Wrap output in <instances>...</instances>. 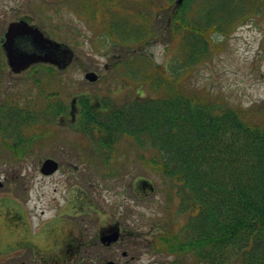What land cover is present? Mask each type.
I'll return each mask as SVG.
<instances>
[{
  "label": "rangeland",
  "instance_id": "obj_1",
  "mask_svg": "<svg viewBox=\"0 0 264 264\" xmlns=\"http://www.w3.org/2000/svg\"><path fill=\"white\" fill-rule=\"evenodd\" d=\"M81 1L47 3L44 11L47 15H43L42 22L47 32H55L73 49L72 65L58 76L41 71L39 75H9L0 65V73L3 72L0 105L11 94L22 106L31 99L42 106L45 101L41 92L48 91L44 86L46 80L64 88L61 97L69 106L73 97L82 95H89L92 100L122 103L154 92L144 82L145 70L140 66L145 67V63L139 62H151L146 63L151 70L144 73H151L153 67V71H171L174 66L181 72L178 68L182 65L176 61L180 57L181 37L172 27L167 28L169 16L178 7L175 8L177 0H96L106 2L107 5L101 7L109 11L97 19L86 17L87 12L79 10ZM215 2L195 0L189 5L192 14L188 16L193 19L200 9L209 13ZM251 2L261 9L244 10L242 17L226 32H217L214 27L209 29L205 37L209 54L197 64L187 65L185 84L190 92L196 89L197 93L205 92L217 104L241 108L249 114L246 119L249 118L250 123L264 127V2ZM39 3V0H16L13 5L18 9H35ZM91 11L99 12L96 3H92ZM133 27L145 29L138 41L126 32ZM3 56L0 48V62ZM138 57H142L135 62L139 74L130 79L124 70L125 62L136 61ZM88 71H96L100 80L87 81L84 76ZM73 123L70 116H65V121L57 125L58 134L51 144L47 142L33 149L28 158L10 159L0 152V178L4 183L0 191L16 194L27 201L35 213L52 209L46 215L35 216L26 207L9 201L0 203V264H21L30 257L28 253L20 259L18 255L1 254L8 250L1 246L4 235H35L38 231L49 235L59 224H62L59 231L71 225L72 235H87L91 239L97 235L94 264H106L112 259H117L118 264H199L190 255L181 258L154 249L160 234L179 232L187 217L179 213L180 198L172 182L148 163L154 151H143L130 137L122 138L109 160L95 154L97 146L92 142L89 146L76 143L63 147L61 142L65 138L82 136ZM48 134L49 130H45L43 135ZM62 148L71 153H59ZM54 153L58 154L64 168L44 178L39 168L45 157ZM137 183L139 188L135 187ZM76 184L84 191L87 203L76 212L63 203L56 207V202L66 200L68 190ZM118 227L124 236L122 247L110 250L101 246L99 235L111 233ZM42 242L45 241L39 244ZM45 248L40 245L39 251L32 247L28 252L35 256ZM123 251L127 252L126 257ZM58 255L62 256L63 251L59 250Z\"/></svg>",
  "mask_w": 264,
  "mask_h": 264
},
{
  "label": "trees",
  "instance_id": "obj_2",
  "mask_svg": "<svg viewBox=\"0 0 264 264\" xmlns=\"http://www.w3.org/2000/svg\"><path fill=\"white\" fill-rule=\"evenodd\" d=\"M194 1L177 0L167 22L181 37L176 60L181 72L174 66L144 73L151 70L146 64L151 62H139L145 63L140 66L144 82L154 92L122 103L79 96L78 123L106 160L127 137L143 151H154L148 163L172 182L180 198L179 213L187 215L179 232L157 237L155 250L181 258L190 255L199 264H264V127L250 123L241 108L217 104L185 84L187 65L209 54V29L226 32L244 10L261 7L252 0H216L209 13L200 9L192 19L189 5ZM126 32L138 41L145 29ZM141 58L125 62L130 79L139 74L135 62ZM44 86L56 98L64 90L51 80ZM66 106L65 101V112Z\"/></svg>",
  "mask_w": 264,
  "mask_h": 264
},
{
  "label": "flooded vegetation",
  "instance_id": "obj_3",
  "mask_svg": "<svg viewBox=\"0 0 264 264\" xmlns=\"http://www.w3.org/2000/svg\"><path fill=\"white\" fill-rule=\"evenodd\" d=\"M16 0H0V48L2 49L4 56L3 61L0 62L1 69L4 71L5 74L9 75H22V74H28L29 75H39L41 72H46L50 75H59L62 71L69 68L74 60L68 64L66 67L62 68L61 66L49 62H36L34 64H31L28 68L25 70H22L21 72H14L9 64V59L7 56L5 43H6V35L8 33V30L10 26L16 23H26L29 26L33 28H38L43 34L59 43H63L66 45L64 40H62L59 36H57L54 33L47 32L43 25V15H47L44 13L45 9L47 8V3L54 2L57 0H39V7L35 9H27V8H16L13 5V2ZM92 3H96L99 7L98 14L91 11V5ZM107 5L106 2L100 1L97 3L96 0H82L79 4V10L87 12L85 16H90L94 19H97L101 14L107 15L109 11L103 10L101 5ZM116 4H118L116 2ZM38 16L41 17L40 20L38 19ZM107 32V29H106ZM123 39V38H122ZM16 43L19 47L23 46H32V43L30 42L29 37L23 36V37H17ZM69 46V45H68ZM75 59V55L74 58ZM41 71V72H40ZM60 72V73H59ZM88 72H95L98 75V80H100V75L96 71H88ZM85 73V78L86 74ZM3 73V72H2ZM0 73V75L2 74ZM3 77V76H0ZM48 78V77H47ZM53 91L51 90H42L41 96H43V100L45 103L42 106H39V104L34 100H28L25 102V106H22L20 102H17V100L11 98V94H8L5 99L2 100V103L0 105V152L4 157H9L10 159H17L18 158H28L32 154L33 149H39V146L42 144H46L47 142L50 143L51 140L57 137L56 133V127L61 122L65 121V116H70L72 119L73 124L80 130V126L78 123L79 116L81 114L80 108L77 105L78 98L74 97L72 98L71 106L67 104L66 112L64 110V102L65 100L62 99V97L56 98V95H51ZM53 99H60L62 104L56 105L53 102L55 100ZM56 105V106H55ZM27 128V129H23ZM45 130H49V134L43 135ZM26 132H32V134H26ZM82 134V132H81ZM66 139V140H65ZM64 142L62 143V146L65 147V145L73 144L77 146L79 144H83L84 146H89V144L92 142L96 145L95 139L90 138L89 136L83 135L81 137H72V138H65ZM85 139V140H81ZM51 144V143H50ZM48 148H50V145L48 144ZM65 148H62L59 150V153L64 152ZM97 147L95 149V154L99 155L97 153ZM69 152H64L63 155H68ZM7 157V158H8ZM58 154H50L45 157V159L42 161L41 166L39 168L40 174L44 178H49L54 176L57 172H60L64 167L63 164L58 161ZM68 159V158H65ZM46 160H54L58 163V170L52 174H44L42 173V166L43 163ZM69 169H71L70 166H68ZM68 176H70L68 174ZM142 184L145 185L146 183L142 181ZM4 183L2 179L0 178V188L3 187ZM71 186V185H70ZM136 188L138 187V183L135 185ZM153 191V190H152ZM68 196L66 200L57 201V205H60L63 203L64 205L68 206L75 212L78 211V208L81 207L83 203H87L84 197V191L80 189L79 186L74 185L71 190H68ZM1 194V193H0ZM14 197L20 199L22 202H24L25 207L31 212V205H28V202L21 199L20 197L16 196V194H11ZM55 207V208H56ZM24 208V206H23ZM53 208V210L55 209ZM42 215L49 212V210H41ZM77 216V215H76ZM59 224L55 227V229L50 233L49 235L51 237H48L47 239H43L42 246L46 247L42 253H38L34 255H31L28 250L32 249V247H28L24 251H21L17 254L12 255V257L18 255V258H22L24 254L28 253L30 256L28 260L22 261L21 264H94V250L96 247V240L97 235L95 238L91 239L90 236L87 235H72L73 231L69 230L70 227L65 226L61 231ZM119 229V237L117 240H112L110 243L103 241V237L111 235V233H105L99 235V242L100 245L105 247L106 249H114L118 250L119 247H122L124 243V236L121 235V229ZM116 231V230H115ZM63 234V235H62ZM108 241V240H107ZM40 249V246L38 247V251ZM62 250L63 255H58V251ZM126 253V254H124ZM122 255L124 257L127 256V252L123 251ZM113 261L115 264H118L117 259L108 260L107 262ZM106 262V263H107Z\"/></svg>",
  "mask_w": 264,
  "mask_h": 264
},
{
  "label": "water",
  "instance_id": "obj_4",
  "mask_svg": "<svg viewBox=\"0 0 264 264\" xmlns=\"http://www.w3.org/2000/svg\"><path fill=\"white\" fill-rule=\"evenodd\" d=\"M182 1L179 0V2ZM23 36L29 37L32 46L19 47L17 45V37ZM6 39L5 48L9 64L16 73L25 70L31 64L41 61L57 64L64 68L74 58V52L69 46L46 37L38 28H33L26 23H16L10 26ZM86 79L95 82L98 80V75L95 72H88ZM58 166L56 161L46 160L42 166V173L50 175L58 169ZM119 235V229H117L111 235L103 237V241L104 243H110L112 240H117ZM107 264L115 263L111 261Z\"/></svg>",
  "mask_w": 264,
  "mask_h": 264
},
{
  "label": "crops",
  "instance_id": "obj_5",
  "mask_svg": "<svg viewBox=\"0 0 264 264\" xmlns=\"http://www.w3.org/2000/svg\"><path fill=\"white\" fill-rule=\"evenodd\" d=\"M2 201H9L13 205L25 207L24 202L10 194H0V203ZM48 237L51 236L41 233H37L36 235H4V242L1 246L8 247V250L4 251L1 254L5 255V257L12 256L21 251H24L28 247H34V242H36L38 239H47Z\"/></svg>",
  "mask_w": 264,
  "mask_h": 264
}]
</instances>
